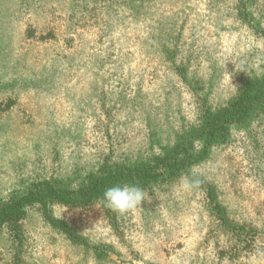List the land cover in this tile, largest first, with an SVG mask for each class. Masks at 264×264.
<instances>
[{
  "label": "rangeland",
  "instance_id": "obj_1",
  "mask_svg": "<svg viewBox=\"0 0 264 264\" xmlns=\"http://www.w3.org/2000/svg\"><path fill=\"white\" fill-rule=\"evenodd\" d=\"M261 69L264 36L237 0H0V202L107 157L159 154L198 124L203 99L225 105ZM194 172L207 187H158L118 212L117 231L99 205H51L90 248L34 206L18 229L0 227V264H264V115Z\"/></svg>",
  "mask_w": 264,
  "mask_h": 264
},
{
  "label": "trees",
  "instance_id": "obj_2",
  "mask_svg": "<svg viewBox=\"0 0 264 264\" xmlns=\"http://www.w3.org/2000/svg\"><path fill=\"white\" fill-rule=\"evenodd\" d=\"M259 0H237L238 16L264 36L262 22L256 14L263 11ZM186 77L184 68H177ZM241 89L225 105L213 107L207 99L202 100L199 122L196 126L183 129L177 134L172 145L162 147V152L131 165L112 162L107 157L98 168L86 176H75L66 184L47 180L33 184L26 192L12 195L9 200L0 202V227L10 225L19 228L20 221L27 210L38 206L54 230L65 236L77 246L90 248L88 240L74 230L67 222L56 219L51 205H63L72 208H89L99 205L105 218L117 231L119 213L106 207L101 198L109 187L135 184L154 194L158 187L169 186L191 175L194 168L205 161L211 149L230 143L235 128L248 131L253 119L264 115V69L260 73L245 75L240 79ZM199 187H207L205 179L199 176ZM210 205L223 215L217 197L209 190ZM226 222L225 218H222ZM93 248V247H92ZM94 249V248H93ZM95 247L98 259L103 254Z\"/></svg>",
  "mask_w": 264,
  "mask_h": 264
},
{
  "label": "clouds",
  "instance_id": "obj_3",
  "mask_svg": "<svg viewBox=\"0 0 264 264\" xmlns=\"http://www.w3.org/2000/svg\"><path fill=\"white\" fill-rule=\"evenodd\" d=\"M199 176L200 174L195 172L190 176H183L180 181V188L184 191H191L199 187L201 184ZM148 198V192L142 187L135 184H124L122 186L117 185L106 189L101 200L106 207L124 214L137 208H141L142 201H145Z\"/></svg>",
  "mask_w": 264,
  "mask_h": 264
}]
</instances>
